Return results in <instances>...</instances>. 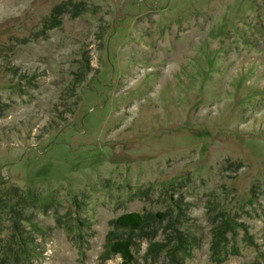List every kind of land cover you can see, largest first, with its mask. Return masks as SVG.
I'll use <instances>...</instances> for the list:
<instances>
[{"label": "rangeland", "instance_id": "obj_1", "mask_svg": "<svg viewBox=\"0 0 264 264\" xmlns=\"http://www.w3.org/2000/svg\"><path fill=\"white\" fill-rule=\"evenodd\" d=\"M177 235L264 264V0H0V264H175Z\"/></svg>", "mask_w": 264, "mask_h": 264}, {"label": "trees", "instance_id": "obj_2", "mask_svg": "<svg viewBox=\"0 0 264 264\" xmlns=\"http://www.w3.org/2000/svg\"><path fill=\"white\" fill-rule=\"evenodd\" d=\"M165 215L163 213H128L119 216L115 220L117 227L128 231L135 232L151 227L157 219L159 221L163 220ZM172 242V246L168 249L170 257L173 259L175 264H184L185 262V252L186 247L183 236H175ZM109 251L119 256L122 259V264H132L134 262L135 256L133 252V244L128 239H121L117 241H110L108 245Z\"/></svg>", "mask_w": 264, "mask_h": 264}]
</instances>
